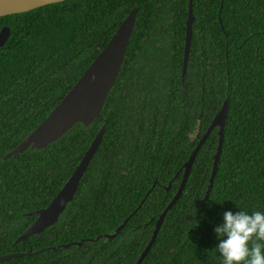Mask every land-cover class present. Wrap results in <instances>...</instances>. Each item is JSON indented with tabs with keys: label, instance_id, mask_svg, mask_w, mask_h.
<instances>
[{
	"label": "trees",
	"instance_id": "trees-1",
	"mask_svg": "<svg viewBox=\"0 0 264 264\" xmlns=\"http://www.w3.org/2000/svg\"><path fill=\"white\" fill-rule=\"evenodd\" d=\"M191 2L183 80L188 0H66L0 17V29L10 30L0 48V256L22 254L0 264H135L225 98L208 199L201 205L217 128L140 264H222L213 229L223 212L264 211V0ZM132 8L134 28L98 118L43 149L4 159L76 83ZM102 126L99 146L57 222L17 242ZM125 219L113 239L100 237Z\"/></svg>",
	"mask_w": 264,
	"mask_h": 264
},
{
	"label": "water",
	"instance_id": "water-1",
	"mask_svg": "<svg viewBox=\"0 0 264 264\" xmlns=\"http://www.w3.org/2000/svg\"><path fill=\"white\" fill-rule=\"evenodd\" d=\"M66 0H0V17L19 14L46 6L49 4L59 3ZM136 15V8H132L127 16L122 20L120 25L115 30L105 47L99 52L91 64L86 68L83 74L79 77L76 83L70 88V90L64 95V97L57 103V105L51 110L47 117L35 127L25 138L17 144L5 157L9 158L15 154H18L26 148L40 150L47 145L57 141L63 136L70 128L76 124H81L83 127H88L96 118L103 107L104 101L113 87L118 73L120 71L124 54L129 42V38L134 28ZM194 17L192 14V2L188 0V10L185 22V38L183 49V61H182V79L186 73L189 49L191 44L192 23ZM10 34L8 27L4 26L0 29V48L6 43ZM228 107V98H225L220 109L213 117L210 125L206 129L205 133L197 142L195 148L192 150L187 161L183 164V175L178 189L170 202L164 208L159 215L154 229L152 231L151 238L146 245L145 249L139 256L135 264H140L143 258L148 253L151 245L153 244L163 219L167 212L172 209L177 200L179 199L184 185L187 181L190 169L193 161L197 155V152L208 138L210 132L217 128V144L215 152L212 156V169L208 180L207 189L204 195L201 205L208 199V194L211 189L216 168L219 162L221 153V146L223 142L224 126L226 120V113ZM104 132V126L95 135L89 148L82 156L79 164L75 168L74 172L49 204L33 214L36 216L34 222L18 237L17 242L24 240L30 235L39 234L46 228L54 225L59 216L65 210L67 204L72 201L80 179L82 178L84 171L90 163L93 155L95 154L99 143L101 141ZM155 184V183H154ZM152 185V187L154 186ZM170 188V183L165 187L167 191ZM134 213V212H133ZM132 215V214H131ZM128 219V218H127ZM125 219L114 231L113 234L100 236L107 240L113 239L127 222ZM100 237H97L98 240ZM78 246L81 243L77 244ZM64 248L69 247L64 245ZM22 254H8L0 256V261H7L12 258L20 257Z\"/></svg>",
	"mask_w": 264,
	"mask_h": 264
},
{
	"label": "clouds",
	"instance_id": "clouds-1",
	"mask_svg": "<svg viewBox=\"0 0 264 264\" xmlns=\"http://www.w3.org/2000/svg\"><path fill=\"white\" fill-rule=\"evenodd\" d=\"M213 231L222 264H264V211L225 210Z\"/></svg>",
	"mask_w": 264,
	"mask_h": 264
},
{
	"label": "flooded vegetation",
	"instance_id": "flooded-vegetation-1",
	"mask_svg": "<svg viewBox=\"0 0 264 264\" xmlns=\"http://www.w3.org/2000/svg\"><path fill=\"white\" fill-rule=\"evenodd\" d=\"M187 68V67H186ZM185 76V75H184ZM184 78V77H183ZM183 80V79H182ZM211 133V132H210ZM147 195V194H146Z\"/></svg>",
	"mask_w": 264,
	"mask_h": 264
}]
</instances>
